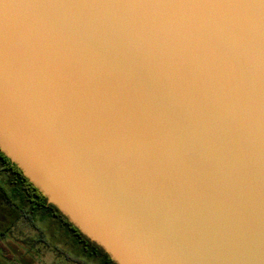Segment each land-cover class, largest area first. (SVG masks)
<instances>
[{
    "label": "water",
    "instance_id": "obj_1",
    "mask_svg": "<svg viewBox=\"0 0 264 264\" xmlns=\"http://www.w3.org/2000/svg\"><path fill=\"white\" fill-rule=\"evenodd\" d=\"M0 152L115 264H264V0H0Z\"/></svg>",
    "mask_w": 264,
    "mask_h": 264
},
{
    "label": "rangeland",
    "instance_id": "obj_2",
    "mask_svg": "<svg viewBox=\"0 0 264 264\" xmlns=\"http://www.w3.org/2000/svg\"><path fill=\"white\" fill-rule=\"evenodd\" d=\"M0 182L18 205L28 209L21 196L7 185L8 178L1 171ZM6 223L0 218V232ZM56 250L75 262L64 259ZM0 264H102V259L82 252L58 221L37 212L31 220L21 219L9 233L0 235Z\"/></svg>",
    "mask_w": 264,
    "mask_h": 264
},
{
    "label": "trees",
    "instance_id": "obj_3",
    "mask_svg": "<svg viewBox=\"0 0 264 264\" xmlns=\"http://www.w3.org/2000/svg\"><path fill=\"white\" fill-rule=\"evenodd\" d=\"M0 171L7 178V185L11 187L18 196H21L26 207L18 205L10 195L5 191L0 182V218L5 219L7 223L1 229L0 235H5L11 231L13 226L21 219L31 220L34 213L42 212L46 216L59 222L60 226L70 234L72 240L84 253L90 257H101L102 264H115L109 256L104 253L97 245L91 243L80 231L74 227L66 217H64L56 207L47 203V199L35 188L28 179H26L21 170L13 164L3 153L0 152ZM91 249V252L90 250ZM56 252L64 259L75 262L66 253ZM90 252V253H89Z\"/></svg>",
    "mask_w": 264,
    "mask_h": 264
},
{
    "label": "flooded vegetation",
    "instance_id": "obj_4",
    "mask_svg": "<svg viewBox=\"0 0 264 264\" xmlns=\"http://www.w3.org/2000/svg\"><path fill=\"white\" fill-rule=\"evenodd\" d=\"M63 228H64V227H63ZM89 250H90V252H91V249H89ZM90 252H89V253H90Z\"/></svg>",
    "mask_w": 264,
    "mask_h": 264
}]
</instances>
